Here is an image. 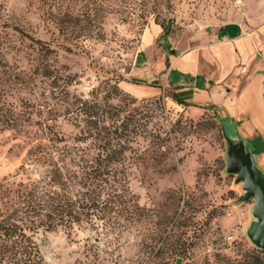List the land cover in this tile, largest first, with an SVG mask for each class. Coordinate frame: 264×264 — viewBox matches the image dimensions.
<instances>
[{
	"label": "rangeland",
	"instance_id": "1",
	"mask_svg": "<svg viewBox=\"0 0 264 264\" xmlns=\"http://www.w3.org/2000/svg\"><path fill=\"white\" fill-rule=\"evenodd\" d=\"M174 3L172 12L160 16L175 19L168 30L153 16L142 24L113 13L101 33L79 39L60 31L53 17L70 0H0L4 20L54 48L48 52L12 28L3 33L7 60L31 82L10 100L23 97L40 108L34 110L32 125L0 133V193L28 174L41 176L37 164H28L35 140L47 134L73 140L78 130L64 109L75 94L91 95L100 84L105 91L119 79L124 94L152 100V117L144 118L150 133L139 138L142 156L130 176L132 192L144 208L138 219L118 226L27 230L40 264H248L254 253L264 264V252L254 251L243 232L252 200L232 204L239 193L232 187L233 175L225 173L226 141L218 112L180 104L165 87L172 49L198 48L203 34L229 22L258 23L264 0ZM156 28L162 30L160 37L149 40ZM47 67L48 76L42 73ZM7 202L8 208L15 205L12 197ZM19 256L9 255L0 264H20L24 257Z\"/></svg>",
	"mask_w": 264,
	"mask_h": 264
},
{
	"label": "trees",
	"instance_id": "2",
	"mask_svg": "<svg viewBox=\"0 0 264 264\" xmlns=\"http://www.w3.org/2000/svg\"><path fill=\"white\" fill-rule=\"evenodd\" d=\"M174 1L70 0L72 4L57 10L53 17L60 31L74 33L79 39L102 29L105 18L113 13L142 24L153 16L156 23L168 30L175 19L167 16L160 20V16L174 10ZM6 28L31 37L48 52L54 49L48 42L4 20L0 4V133L32 125L34 110L40 108L34 109V104L23 97L10 100L14 92H22L31 82L6 58L3 40ZM39 69L38 66L35 71ZM46 69L42 73L48 76L52 71L50 67ZM119 81L109 84L105 91L100 84L91 95L73 96L64 109V115L73 120L78 130L72 141L47 134L33 142L28 164H37L41 176L33 178L28 174L15 187H4L0 193V261L20 254L19 257H24L20 264H40L33 234L27 230L31 233L40 227L54 230L59 226H118L138 219L144 208L132 192L130 176L132 165L142 156L137 147L139 138L150 133L149 121L144 118L152 117V100L124 94ZM115 98L118 102H114ZM207 110L217 112L214 108ZM37 123L42 126L43 120ZM253 145L258 153L259 149ZM10 197L15 200L12 208L6 206ZM253 255L248 264H263L258 254Z\"/></svg>",
	"mask_w": 264,
	"mask_h": 264
},
{
	"label": "crops",
	"instance_id": "3",
	"mask_svg": "<svg viewBox=\"0 0 264 264\" xmlns=\"http://www.w3.org/2000/svg\"><path fill=\"white\" fill-rule=\"evenodd\" d=\"M155 31L149 40L160 37L162 30ZM203 35L198 48L172 49L165 87L180 104L226 115L257 144L264 168V18L253 25L229 22Z\"/></svg>",
	"mask_w": 264,
	"mask_h": 264
},
{
	"label": "water",
	"instance_id": "4",
	"mask_svg": "<svg viewBox=\"0 0 264 264\" xmlns=\"http://www.w3.org/2000/svg\"><path fill=\"white\" fill-rule=\"evenodd\" d=\"M226 141L225 173L233 175L232 187L238 190L233 205L252 200L249 206V220L244 234L254 248L264 249V168L258 163V156L251 140L235 126H230L226 115H219Z\"/></svg>",
	"mask_w": 264,
	"mask_h": 264
}]
</instances>
